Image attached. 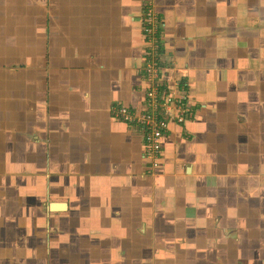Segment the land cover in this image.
Instances as JSON below:
<instances>
[{
	"label": "crops",
	"instance_id": "1",
	"mask_svg": "<svg viewBox=\"0 0 264 264\" xmlns=\"http://www.w3.org/2000/svg\"><path fill=\"white\" fill-rule=\"evenodd\" d=\"M0 264H264V0H0Z\"/></svg>",
	"mask_w": 264,
	"mask_h": 264
},
{
	"label": "built area",
	"instance_id": "2",
	"mask_svg": "<svg viewBox=\"0 0 264 264\" xmlns=\"http://www.w3.org/2000/svg\"><path fill=\"white\" fill-rule=\"evenodd\" d=\"M159 22L160 14L157 11H147L145 33L151 38V46L155 45V53L156 44L153 35L155 33L154 28ZM153 55L156 57H149L144 62L143 67L147 97L146 109L135 113L124 106H120L115 109V113L119 114L123 120L137 123L143 128V139L139 147L143 150L144 157L155 167L158 164L157 157L161 148V138L164 132L167 131L169 121L183 122L187 107L181 97L157 88L155 78L157 77L159 63L157 55Z\"/></svg>",
	"mask_w": 264,
	"mask_h": 264
},
{
	"label": "water",
	"instance_id": "3",
	"mask_svg": "<svg viewBox=\"0 0 264 264\" xmlns=\"http://www.w3.org/2000/svg\"><path fill=\"white\" fill-rule=\"evenodd\" d=\"M58 207H63L62 205H57L56 203H54L53 205H50L49 209L47 210V212H55L58 211Z\"/></svg>",
	"mask_w": 264,
	"mask_h": 264
},
{
	"label": "rangeland",
	"instance_id": "4",
	"mask_svg": "<svg viewBox=\"0 0 264 264\" xmlns=\"http://www.w3.org/2000/svg\"><path fill=\"white\" fill-rule=\"evenodd\" d=\"M152 47L155 49V45H153ZM152 57H156V56H152ZM148 59H149V57L147 59H145V61H147Z\"/></svg>",
	"mask_w": 264,
	"mask_h": 264
}]
</instances>
